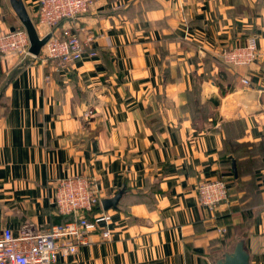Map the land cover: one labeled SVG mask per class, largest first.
I'll list each match as a JSON object with an SVG mask.
<instances>
[{
    "label": "crops",
    "instance_id": "0c3cea01",
    "mask_svg": "<svg viewBox=\"0 0 264 264\" xmlns=\"http://www.w3.org/2000/svg\"><path fill=\"white\" fill-rule=\"evenodd\" d=\"M21 1L35 21L39 0ZM69 27L97 55L67 69L0 55V232L59 221L56 182L82 175L102 200L123 193L99 208L112 240L55 264H217L240 241L264 264V0H93L56 33ZM15 29L0 0V30ZM251 36L258 58L224 65ZM205 180L228 188L215 213L198 201Z\"/></svg>",
    "mask_w": 264,
    "mask_h": 264
},
{
    "label": "built area",
    "instance_id": "2783aa9c",
    "mask_svg": "<svg viewBox=\"0 0 264 264\" xmlns=\"http://www.w3.org/2000/svg\"><path fill=\"white\" fill-rule=\"evenodd\" d=\"M92 5L93 0H39L37 29H47L41 36L47 39L42 54L32 55L26 31L15 29L8 32L0 30V55L40 58L60 69H67L83 60L86 54L97 55L94 50L86 51L87 45L74 28H65L61 33H56L60 24L72 23L76 18L86 15ZM93 39L90 36L87 44ZM258 56L255 36L235 48L224 49L219 55L224 65L233 68L248 67ZM242 82L245 86L250 85L247 79H242ZM56 183L53 200L55 212L58 217L67 220L52 223L45 230L25 225L17 236L9 229L2 230L0 264H55L59 257L76 255L81 247L89 246L95 236L100 242L112 240L110 224L113 216L104 211H95L102 202L97 181L92 177L71 175L58 179ZM197 197L201 206L215 213L229 201L227 185L223 180H205L197 186ZM218 232L223 237L228 229L223 226Z\"/></svg>",
    "mask_w": 264,
    "mask_h": 264
},
{
    "label": "water",
    "instance_id": "95a60500",
    "mask_svg": "<svg viewBox=\"0 0 264 264\" xmlns=\"http://www.w3.org/2000/svg\"><path fill=\"white\" fill-rule=\"evenodd\" d=\"M11 4L28 35L31 54L34 56H39L47 39L40 38L31 18L26 11L25 5L21 0H11ZM122 194V192H119L112 198L102 200L101 206L103 210L108 211L110 208L116 209ZM217 262V264H250L249 255L246 252L242 241L236 244V247L232 252L225 253L224 257Z\"/></svg>",
    "mask_w": 264,
    "mask_h": 264
},
{
    "label": "trees",
    "instance_id": "16d2710c",
    "mask_svg": "<svg viewBox=\"0 0 264 264\" xmlns=\"http://www.w3.org/2000/svg\"><path fill=\"white\" fill-rule=\"evenodd\" d=\"M99 210H100L99 207H96L95 208V211H99ZM65 220H67V218H61V217H59V221H57V222H62V221H65ZM227 233L225 235V240L223 242H225V241L228 242L229 240H232V236H230V234L229 233L227 234Z\"/></svg>",
    "mask_w": 264,
    "mask_h": 264
},
{
    "label": "rangeland",
    "instance_id": "374dc122",
    "mask_svg": "<svg viewBox=\"0 0 264 264\" xmlns=\"http://www.w3.org/2000/svg\"><path fill=\"white\" fill-rule=\"evenodd\" d=\"M77 19V18H76ZM32 20V19H31ZM75 21V20H74ZM33 22V24H34V26H35V28H36V30H37V32H38V29H37V24H38V20L36 19L35 21H32ZM41 28V27H40ZM41 38V37H40ZM43 39V38H42ZM81 39V38H80ZM42 50H43V48H42ZM42 50H41V53L40 54H42Z\"/></svg>",
    "mask_w": 264,
    "mask_h": 264
}]
</instances>
